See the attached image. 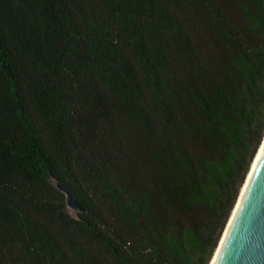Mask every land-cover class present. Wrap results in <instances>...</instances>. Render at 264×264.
Segmentation results:
<instances>
[{
    "label": "trees",
    "instance_id": "obj_1",
    "mask_svg": "<svg viewBox=\"0 0 264 264\" xmlns=\"http://www.w3.org/2000/svg\"><path fill=\"white\" fill-rule=\"evenodd\" d=\"M263 136L264 0H0V264H209Z\"/></svg>",
    "mask_w": 264,
    "mask_h": 264
},
{
    "label": "water",
    "instance_id": "obj_2",
    "mask_svg": "<svg viewBox=\"0 0 264 264\" xmlns=\"http://www.w3.org/2000/svg\"><path fill=\"white\" fill-rule=\"evenodd\" d=\"M57 186L66 194L67 208L81 209L69 191ZM217 264H264V153Z\"/></svg>",
    "mask_w": 264,
    "mask_h": 264
},
{
    "label": "bare ground",
    "instance_id": "obj_3",
    "mask_svg": "<svg viewBox=\"0 0 264 264\" xmlns=\"http://www.w3.org/2000/svg\"><path fill=\"white\" fill-rule=\"evenodd\" d=\"M263 153H264V136H263L261 143L257 149V152H256V154H255V156L251 162L250 168H249V170L246 174L245 180H244V182H243V184L239 190L236 202H235V204L231 210L230 216H229L227 223H226V225L222 231L221 237H220L218 244L214 250V253H213V255L209 261V264H217V262H218L221 251L224 248V245L226 243L229 232L233 226L234 220H235V218L239 212V209L242 205L243 198L246 194V191L248 190L250 183L254 177V174H255L258 166H259V163H260V160L263 156Z\"/></svg>",
    "mask_w": 264,
    "mask_h": 264
}]
</instances>
